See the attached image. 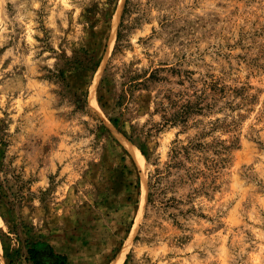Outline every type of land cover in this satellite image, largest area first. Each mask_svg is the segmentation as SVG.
I'll return each mask as SVG.
<instances>
[{"label": "rangeland", "instance_id": "374dc122", "mask_svg": "<svg viewBox=\"0 0 264 264\" xmlns=\"http://www.w3.org/2000/svg\"><path fill=\"white\" fill-rule=\"evenodd\" d=\"M0 167V264H264V0H0Z\"/></svg>", "mask_w": 264, "mask_h": 264}, {"label": "trees", "instance_id": "16d2710c", "mask_svg": "<svg viewBox=\"0 0 264 264\" xmlns=\"http://www.w3.org/2000/svg\"><path fill=\"white\" fill-rule=\"evenodd\" d=\"M3 171V168L0 167V195H4L3 191H4V183H6L7 178L5 177V174H1ZM15 180L18 181L17 184H14L13 186H15L17 189L16 191H12V195L14 196L16 201H21L24 197V181L23 179L20 178V176H16ZM6 188L8 190H11V186L8 184L6 185ZM49 250H50V254L51 257H54V259H52L50 264H69L68 261V257L66 254H58L56 257L54 256V248L53 246H51L50 244L47 245ZM29 252H30V260H32L33 262H35L36 264H43L41 261V258L39 257L40 254V249L35 248V247H30L29 248Z\"/></svg>", "mask_w": 264, "mask_h": 264}, {"label": "bare ground", "instance_id": "6f19581e", "mask_svg": "<svg viewBox=\"0 0 264 264\" xmlns=\"http://www.w3.org/2000/svg\"><path fill=\"white\" fill-rule=\"evenodd\" d=\"M132 151H133V153L137 156V159H138V161H139L140 163L144 161V159H143L142 157H140V155H141V154H140V151H139L136 147H133V148H132ZM141 156H142V155H141ZM123 259H124V252L120 253V254L118 255V257L112 261L111 264H121L122 261H123Z\"/></svg>", "mask_w": 264, "mask_h": 264}, {"label": "crops", "instance_id": "0c3cea01", "mask_svg": "<svg viewBox=\"0 0 264 264\" xmlns=\"http://www.w3.org/2000/svg\"><path fill=\"white\" fill-rule=\"evenodd\" d=\"M53 246V248H54V256L56 257L58 254H64L63 252H62V250H58V249H56L55 247H54V245H52ZM52 259H54V257H51ZM54 261V260H53ZM52 261V262H53ZM69 261V260H68Z\"/></svg>", "mask_w": 264, "mask_h": 264}]
</instances>
